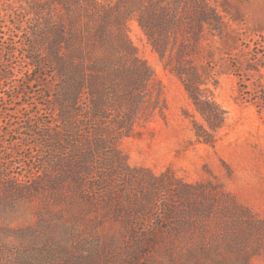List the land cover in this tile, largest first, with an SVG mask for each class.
Masks as SVG:
<instances>
[{
  "label": "rangeland",
  "instance_id": "374dc122",
  "mask_svg": "<svg viewBox=\"0 0 264 264\" xmlns=\"http://www.w3.org/2000/svg\"><path fill=\"white\" fill-rule=\"evenodd\" d=\"M147 2L168 9L161 18L173 26L169 50L162 59L130 21L129 35L156 79L138 123L117 142L127 166L105 163L108 182L87 198L52 192L55 172L25 134L55 120L49 83L20 73L19 82L8 81L20 101L0 90V166L33 187L0 211V264L13 251L24 253L25 264H264V0ZM35 12L33 0H0V48H8V36L27 43ZM216 14L222 32L209 25ZM15 51L13 66L26 53ZM181 59L227 112L214 144L198 139L194 121L204 120L171 71ZM0 61H7L3 51ZM132 233L147 243L137 245Z\"/></svg>",
  "mask_w": 264,
  "mask_h": 264
},
{
  "label": "trees",
  "instance_id": "16d2710c",
  "mask_svg": "<svg viewBox=\"0 0 264 264\" xmlns=\"http://www.w3.org/2000/svg\"><path fill=\"white\" fill-rule=\"evenodd\" d=\"M33 1L36 25L32 33H27V43L8 36V48H0V53L3 51L7 57L6 62L0 61V90L3 95L10 94V99L20 101L14 95L15 87L8 82H19L20 73L30 83H49L55 120L29 125L25 134L45 151L42 163L55 172L54 177L48 178L52 192L59 199L70 200L73 193L85 199L90 188H103L104 182H108L109 178L101 174L105 163L116 166L120 160L127 166L117 142L138 123L146 90L156 79L129 35L130 21H138L162 59L169 50L168 32L173 26L161 18L167 16L168 9L147 0ZM215 18L216 22L209 25L222 32L223 21L218 14ZM203 24L198 25V30ZM176 29L180 30V26ZM16 49L26 53L13 66ZM183 64V59L178 60L171 71L181 79L204 120L194 121L198 139L214 144L216 134L225 125L227 112L203 92L201 75ZM147 112L143 115L147 116ZM39 177L35 175L33 180ZM26 182L25 175L12 174L7 165L0 166V211L13 207L32 191L33 187ZM108 191L113 193L112 189ZM131 239L137 245L147 243L137 233H132ZM9 258L8 264L26 261L23 252H10Z\"/></svg>",
  "mask_w": 264,
  "mask_h": 264
}]
</instances>
